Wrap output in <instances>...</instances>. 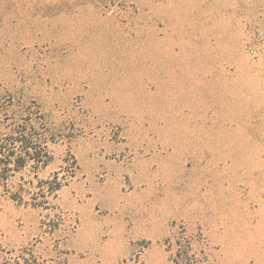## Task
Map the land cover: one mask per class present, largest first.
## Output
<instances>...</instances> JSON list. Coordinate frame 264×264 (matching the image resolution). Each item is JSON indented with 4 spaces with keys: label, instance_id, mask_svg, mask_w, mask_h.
Listing matches in <instances>:
<instances>
[{
    "label": "rangeland",
    "instance_id": "374dc122",
    "mask_svg": "<svg viewBox=\"0 0 264 264\" xmlns=\"http://www.w3.org/2000/svg\"><path fill=\"white\" fill-rule=\"evenodd\" d=\"M15 130L0 264H264V0H0Z\"/></svg>",
    "mask_w": 264,
    "mask_h": 264
},
{
    "label": "trees",
    "instance_id": "16d2710c",
    "mask_svg": "<svg viewBox=\"0 0 264 264\" xmlns=\"http://www.w3.org/2000/svg\"><path fill=\"white\" fill-rule=\"evenodd\" d=\"M18 142L20 144H17ZM27 158L35 161L36 165L47 163L50 157L45 142L35 140L32 133L25 135L20 130H15V134L4 136L0 140V185L5 187L11 173L23 167ZM56 185L58 188L60 184ZM176 244L177 248L173 257L174 264H199L191 252L186 237L180 236Z\"/></svg>",
    "mask_w": 264,
    "mask_h": 264
}]
</instances>
